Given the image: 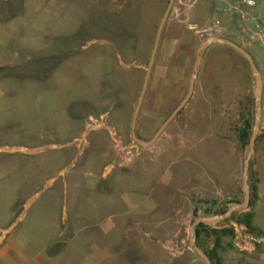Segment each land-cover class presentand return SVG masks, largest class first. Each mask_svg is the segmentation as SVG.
Listing matches in <instances>:
<instances>
[{
	"label": "crops",
	"instance_id": "1",
	"mask_svg": "<svg viewBox=\"0 0 264 264\" xmlns=\"http://www.w3.org/2000/svg\"><path fill=\"white\" fill-rule=\"evenodd\" d=\"M64 1L67 0H0L1 7L4 3L13 4L0 9V67L10 68L7 74L0 76V99L6 96L5 80L8 78L11 81L14 75L11 70L23 66L17 62L18 58L29 61L35 56L43 57L45 43L37 34L66 33L69 18L62 17ZM77 1L79 7L73 8L75 19L71 23L73 29H77L72 32L83 30L93 35L90 47L85 49H92L93 44L101 46L87 54L88 64L94 62L95 65V69L91 67L89 70L88 91H92L97 81L109 80L106 74L109 65L123 67L127 62H123V56L117 52L125 45L116 38L120 32L115 28L121 24L120 15L124 8L131 3L136 13L138 29L133 30L132 44L138 42L134 49L143 50L145 36L142 27L146 24L151 27L154 24L151 20L159 18L163 0L147 1L149 5L145 0ZM186 1L176 0L175 5L183 3V11L178 14L173 7L168 24L173 21L174 25L184 26L186 30L190 29V23L208 24L214 16L215 7L231 0H205L194 6H187ZM54 2L59 5H52ZM221 20L225 34L251 53L261 72L264 109V51L258 43L249 42L240 33L236 17L221 15ZM32 27L34 30L31 32L36 34H32L27 42L23 34ZM163 39L160 48L164 47L168 55L164 65L170 67V81H187L186 71L192 67V61L187 53L179 49L182 39L174 35ZM196 41L200 45L205 42L199 36ZM108 43L112 49L107 47ZM8 44H14L16 49L11 52L12 47ZM216 46L228 49L229 45L215 41L208 47ZM254 47L258 51H252ZM111 55L114 60L110 59ZM127 56H124L126 60ZM102 62L108 65L107 70ZM160 65L154 66L153 74ZM233 66V60L226 57L202 56L191 98L194 102L192 109H188L181 119L180 114L173 121L158 144L144 146L137 142L131 145L128 151L131 159L118 166L113 165L115 157L107 153L102 160L104 170L103 164L99 166L95 161L94 167L89 163L91 165L87 170H63L49 179L45 177V172L50 163L63 155H42V152L49 147L65 148V144L59 145L53 140L48 142V138H40V144L20 146V150L28 154L23 158L1 160L0 177L7 168L16 172L11 194L33 196L24 204H19L18 197L13 202L0 199V264H160L168 252L164 243L180 241L181 226L194 218L196 211L198 216L195 217L212 219L217 215L204 217L206 209L214 211L230 206L232 202H240L245 188L240 182L241 145L235 132V122L228 121L224 125L210 122L212 114L198 110L205 109L203 105L206 104L208 109H223L226 103L231 108V98L226 102L220 94L226 88L230 92L233 90L234 78L239 85L242 81L243 69H238L239 73L234 77ZM247 72L248 67L244 69L245 77H248ZM173 75L178 78H173ZM160 77L161 74L158 75ZM3 110L0 109V114ZM109 113V110L98 112L100 117L111 115ZM116 114L120 115L118 127L125 139L128 111L120 109ZM92 115L89 114L90 117ZM75 117L68 120V125L54 124L58 129L55 135H64L65 129L81 126L75 123L78 116ZM4 121L5 118L0 117V124ZM96 136L92 137L93 142L100 145ZM3 150L14 152L17 147H0V152ZM20 165L26 170L18 173ZM251 177L256 192L252 205L243 208L242 212H251L253 226L264 233V139L262 144L258 141L255 145ZM44 178V188L28 190L30 183L39 186ZM43 194H46L45 197ZM213 201L215 206L210 205ZM230 224L239 229H236L232 245L223 249L224 264H264V235H251L246 226L234 221ZM209 245L211 249L213 241ZM192 252L190 249L185 254L191 259Z\"/></svg>",
	"mask_w": 264,
	"mask_h": 264
},
{
	"label": "rangeland",
	"instance_id": "2",
	"mask_svg": "<svg viewBox=\"0 0 264 264\" xmlns=\"http://www.w3.org/2000/svg\"><path fill=\"white\" fill-rule=\"evenodd\" d=\"M145 1L146 5H149L147 1L152 2L153 0ZM169 3L170 0H163L159 18H157V20H151V23L154 22L151 27L148 24L142 27L145 36V45L143 50L139 49L138 51L137 49H134L137 47L138 42L132 44L133 30L134 28L138 29V25L136 27V24H138L135 19L136 13L133 12L131 3L126 9L124 8V11L120 15L122 16L121 24L115 26V28L120 32L117 34L116 38H118L119 42L125 45L122 50H117V52L123 56V62H127L125 65H122L123 67L113 64L111 66L109 65L108 73H106L109 80L107 82L104 80L101 82L97 81L96 88L92 91H88L90 80L89 70L91 67L92 70L95 69V65L94 62L93 64H88L86 61L87 54L89 51H94L96 47L100 48L101 46L93 44L91 46L92 49L88 50L84 48L90 47L89 42H91L93 35L88 34L83 30H80L78 33L72 32V30L76 28L73 29V25L71 24L73 19H75L73 8L79 7L78 1H64L62 5L63 9L61 10V13H63L62 17L69 18L67 21L66 33L37 34L38 37L39 35L41 36L42 42L45 43V49H43L44 53H42L44 54L43 57L35 56L34 59L29 61L24 58H18L17 62H21L23 66L11 70V73L14 74L11 76V81L8 78L5 80L4 87L6 88V96L0 99V109H4L0 114V117L5 118L4 123L0 124V147L3 149L17 147V151H1L0 161L4 159L14 160L19 157H25L28 154L24 150H20V146H31L36 143L40 144V138H48V142L53 140L59 145L62 143L65 144V148L49 147L42 152V155H63L64 157L57 159L54 163H50V167L45 172V177L49 179L55 178L63 170L71 171L80 168H85L87 170L91 165H89V163H92L94 167L95 161L99 166L100 164H103L102 169L104 170L105 163H102V160L103 156L107 153L111 154L113 158L115 157V163H113L114 166H118L119 163L128 161L129 158L131 159V154H128V151L131 145L137 144L131 135L132 120L143 88L161 17ZM175 4L176 0L174 1L173 7ZM1 5L2 3H0V7ZM12 5L13 4L10 5V2L4 3L0 9L6 7L9 8V6ZM52 5L57 6L59 3L54 2ZM76 5L78 6L75 7ZM173 7L170 13H172ZM115 17L117 18L118 16ZM149 20L147 19V21ZM111 23L113 25V19H111ZM165 25L166 29L163 33V38H168L171 35L180 36L182 39V45L179 49L190 56L192 67L186 71L187 81L183 80L181 83L171 82L169 79L170 67L164 65V60L168 55L165 54L164 47L162 48L161 46L160 48L162 38L160 39L149 84L136 125L137 132L140 136L138 137L145 141L153 138L163 121L185 97L189 88L197 49L201 44L196 41V37L198 36L193 30H186L184 26L180 27L174 25L173 21L172 24L171 21L170 24H168L167 21ZM33 28L34 27L27 29L23 34L26 40L33 37L31 36L32 34H36L31 32L34 30ZM145 31L149 33L150 36ZM139 32H141V30H139ZM226 36L229 37L228 35ZM129 37L131 40H129ZM138 37L137 40L140 39V35ZM126 42L128 43L126 44ZM9 46L12 47L10 49L11 52L16 49L14 48V44ZM107 47L112 49V46L109 45V43ZM126 47H129V49H126ZM19 50L17 49V51ZM252 51H258L257 47H254ZM114 52L116 53V51ZM124 56H127L128 60H126ZM203 56L206 58L226 57L233 60L234 66L232 73L234 74V77L238 75V69L239 71L240 68L243 69V78L242 81L240 80V85L235 83L236 78H234L235 80L232 82L233 90L230 92L229 89L226 88V90L222 91L220 94L221 97H224L226 102L231 98L233 102L231 108L227 107L226 103V108L223 109H208V104L205 106L203 105L205 109H198L212 114L213 118L210 116V122L214 121L222 125L232 120L235 122L237 120L236 112H238L237 110L239 109V101L245 103L243 100L247 98V95L252 96L255 99L254 76L249 69L247 72L248 77H245L244 69H246L247 64L238 56V54L228 49L219 46L213 48L208 47L205 49ZM109 57L111 60L115 59H113L112 55ZM115 61H117V59ZM158 63L161 65L157 68L156 73L153 74L154 66L156 68ZM101 65L105 66L107 70V64L102 62ZM9 70L10 68H8V66L0 67V76H2V74H7ZM160 74L161 77L159 79L158 75ZM173 78L177 79L178 76L173 75ZM226 84H229V80H226ZM193 105L194 102H191L190 99L187 105L183 108L185 111L182 110L179 113V115L181 114L179 119L183 117V114L188 111V109H192ZM120 109L123 112L126 110L128 111L125 139L121 136L118 127V124L120 123V115H117L116 112ZM103 110H109V114L111 115L100 117L98 112ZM89 114L93 115L90 117ZM76 115L78 116V120H76L75 123L80 124L81 126L75 129H65L64 135H55L57 133L56 130L58 129H56L57 126H54V124L59 123L58 126L68 125L70 123L68 120L76 118ZM112 117L113 119H111ZM177 117L175 119H177ZM173 121L168 125L162 135L168 132ZM263 127L264 109H262L260 129L258 132L259 142L261 144L262 139H264ZM95 134H97V143L101 142L100 145H96L93 142L92 137H94ZM160 137L152 145H155L156 143L158 144ZM247 146H240L241 167L239 174L242 185L244 184L243 166L248 154ZM227 148L228 147H226V149ZM253 155L250 159L252 162ZM4 165L7 167V163ZM20 168L21 169H17L18 173L23 172L25 166L23 167L20 165ZM12 170L9 168L5 169L4 175L0 177V193L2 192L0 194V199L5 200L6 202H13L15 197H18L19 204H24L30 200V197L33 196V194L22 193L15 196L11 194L10 190L14 188L15 184L13 176L16 174V172H13ZM9 171H11L10 174ZM45 181L46 178L40 181L39 183L41 184H39V186L30 183L31 185L27 186V188L29 191L30 189L36 191L41 187L44 188ZM45 195L46 194H43V197H45ZM244 200L245 190L242 193L241 201L238 203H242ZM235 204L237 203L232 202L230 206L226 205L220 209H224L225 213ZM242 209L243 208L236 211L242 212ZM196 218L197 217L194 216V218L181 226L180 241L169 240L170 242L164 243L166 247L165 249L168 252L166 256L164 255L160 260V264H207L199 253L191 247L189 242L193 232L195 238V231H193L192 225ZM221 227L233 228L234 238L237 235L236 229L238 227L230 224L229 221L223 222ZM181 240H183V242H181ZM211 241L212 239L209 242ZM224 243L225 242L222 244L225 245ZM208 248L210 249V245ZM190 249L193 251L191 259L188 254H185V251ZM219 251L222 260L221 262L224 264L223 248L219 249Z\"/></svg>",
	"mask_w": 264,
	"mask_h": 264
},
{
	"label": "water",
	"instance_id": "3",
	"mask_svg": "<svg viewBox=\"0 0 264 264\" xmlns=\"http://www.w3.org/2000/svg\"><path fill=\"white\" fill-rule=\"evenodd\" d=\"M174 1L175 0H170V3L164 12L163 18H162L160 25L158 27V31H157L154 46H153V50H152L151 57L149 60V64L147 67V72H146L143 88H142L141 95L139 97V100H138V103H137V106H136V109L134 112L131 131H132V137L135 139L136 142H138L139 144L144 145V146H149V145L154 144L158 140V138L162 135V133L165 131V129L168 127V125L179 115V113L187 105V103L190 101V99L193 96L195 82H196V79H197L198 74H199V68H200V64L202 61L203 53H204L205 49L211 43L218 41V42L227 44L231 48H233L235 51H237L239 54H241L246 59V61L248 62V65L250 67V70H251V72L254 76V80H255L256 119H255V123H254V127H253V132H252V135L250 137L249 144L247 146L248 154L245 158L244 166H243V183H244V188H245V200L242 203H237L234 206L230 207L225 213L216 216L214 219L208 220V219L203 218V217H198L192 225V229H193V231H195V228L199 223H204V224H207L209 226H215L219 222H221L222 220L229 218L234 211L241 209V208H247L249 206L250 196H251L250 188L248 185L249 162H250V159H251V157L255 151L256 140H257L258 132L260 129V123H261V117H262L263 78H262L261 72H260L258 66L256 65L251 53L244 46H242L241 44H239L238 42L234 41L233 39H231L227 36L210 37L202 45H200L197 49L196 59H195V62L193 65V71H192V74L190 77L189 88H188V91H187L185 97L181 100V102L173 109V111L163 121V123L160 125V127L158 128V130L156 131V133L154 134V136L151 140L145 141V140H142L141 138H139L137 133H136V125H137L139 112H140L141 106L143 104L144 97L146 94V90H147V87L149 84L152 68L154 65L156 53H157L158 46H159L160 39H161V34H162L163 28H164V26L168 20V17L170 15ZM190 245L193 249H195L199 253V255L206 261L207 264H213L212 261L210 260V258L208 257V255L200 247H198V245L196 244V241L194 238V232L191 234V237H190Z\"/></svg>",
	"mask_w": 264,
	"mask_h": 264
},
{
	"label": "trees",
	"instance_id": "4",
	"mask_svg": "<svg viewBox=\"0 0 264 264\" xmlns=\"http://www.w3.org/2000/svg\"><path fill=\"white\" fill-rule=\"evenodd\" d=\"M166 29V25L163 28L162 31V36L161 38L163 39V33ZM161 39V40H162ZM228 50L233 51L234 53L238 54V56L247 64L248 71H249V65L246 59L239 54L237 51H235L233 48L228 46ZM247 98L244 99L245 103L242 101H239V109L237 110V120L235 121V132L237 133L240 145L245 147L249 144L250 137L253 132V127H254V121H255V99L252 96H246ZM238 99V98H236ZM237 101V100H236ZM136 133L139 136L137 129ZM140 137V136H139ZM259 141V136L257 137L256 143ZM251 165L252 161H250V166H249V180H248V185L250 188V207L252 205V198L255 195L256 192V185L255 182L252 181L251 177ZM215 202H211V206H215ZM224 209H217L212 211L211 209H206L203 212L204 217L212 216V215H220L224 213ZM197 215V211L196 214ZM251 212H239V211H234L232 215L227 218L226 220L222 221L221 223L215 225V226H209L204 223H199L196 228H195V241L198 247H200L210 258L213 264H222V260L220 257V251L219 249H224L225 247H229L232 245L231 241L234 238V231L233 228H227V227H221V224L225 221H234L238 224H242L246 226L247 230L249 233L255 235V236H261L264 235V233L260 230H257L251 221ZM212 239L213 241V246L211 249H209V241ZM225 242L223 245L222 243Z\"/></svg>",
	"mask_w": 264,
	"mask_h": 264
},
{
	"label": "built area",
	"instance_id": "5",
	"mask_svg": "<svg viewBox=\"0 0 264 264\" xmlns=\"http://www.w3.org/2000/svg\"><path fill=\"white\" fill-rule=\"evenodd\" d=\"M205 0H187V6H194ZM264 0H231L218 5L208 24H189L197 36L206 41L213 36H226L221 15L236 17L239 31L251 43H258L264 51ZM177 13L183 11V3L175 5ZM251 234V233H250ZM252 235V234H251ZM243 245V244H241Z\"/></svg>",
	"mask_w": 264,
	"mask_h": 264
}]
</instances>
